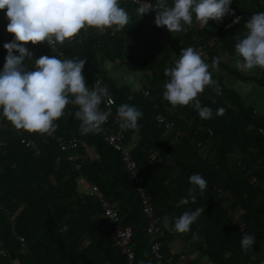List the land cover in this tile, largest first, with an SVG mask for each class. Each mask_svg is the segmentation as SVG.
I'll use <instances>...</instances> for the list:
<instances>
[{
  "label": "trees",
  "instance_id": "1",
  "mask_svg": "<svg viewBox=\"0 0 264 264\" xmlns=\"http://www.w3.org/2000/svg\"><path fill=\"white\" fill-rule=\"evenodd\" d=\"M173 3L166 0L168 6ZM119 5L129 15L124 27L113 25L108 34H100L98 28L86 26L74 40L57 44V49L65 50L63 56L47 42L28 43L33 59H26L25 65L35 70L34 60L45 55L86 59L82 74L87 87L101 77L117 108L126 103L142 111L138 127L125 130L126 142L162 219V251L173 258V264H264V69L241 70L233 64V60L242 62L235 51L236 36L247 31L245 23L253 14L264 12V0H232L229 13L220 21L209 20L207 26L193 13L194 25L174 33L155 24L156 13L140 17L132 0H119ZM6 11L0 10V72L8 54L4 44L15 38L7 31ZM237 17L240 22L234 23ZM188 47L197 52L202 47L210 56L202 59L214 83L196 98L202 107L213 110L210 119L199 116L195 100L173 106L164 99L168 79L164 70L174 67L181 49ZM217 57L218 67H212ZM109 62L119 71L110 70ZM130 74L139 75L144 85L138 88L126 82ZM147 84L154 99L143 91ZM249 87L261 92L255 101L244 94ZM74 99L69 94V100ZM165 103L168 109L163 108ZM220 108L224 114L216 115ZM78 110L70 102L53 124L56 136L79 143L73 153L89 155L80 169L68 160L69 152L59 148L55 137L20 131L0 108L8 123L1 132L6 142L0 140V264H130L114 242L99 201L88 192L92 183L111 201L123 225L132 227L133 264H157L147 231L149 219L135 184L119 152L105 141L110 128L102 126L98 133L82 135L81 121L74 115ZM161 111L174 126L159 124L156 116ZM24 138H32L37 149ZM151 154L164 159L152 161ZM197 173L206 179L207 188L201 192L196 186V202L176 207L189 196L193 185L188 178ZM198 207L205 210L187 232L173 230L176 217ZM8 211L17 221L16 233L26 237V248L13 235ZM165 215L170 218L168 228ZM245 234L256 237L246 251L241 247Z\"/></svg>",
  "mask_w": 264,
  "mask_h": 264
},
{
  "label": "clouds",
  "instance_id": "2",
  "mask_svg": "<svg viewBox=\"0 0 264 264\" xmlns=\"http://www.w3.org/2000/svg\"><path fill=\"white\" fill-rule=\"evenodd\" d=\"M232 0H174L172 6L166 0H158L157 5L141 4L137 14L142 17L150 9L156 10L155 24L166 26L171 32L184 30V25L196 20L207 26L209 20L220 21L229 13ZM7 9L9 19L7 31L14 34V40L4 44L7 50L6 63L0 72V108L3 115L17 128L28 132L50 133L56 130L54 120L59 119L66 106L71 102L79 107L75 118L81 121L82 135L102 131L110 112L99 110L103 97H108L107 86L96 87L90 91L82 74L86 59H58L55 56H42L35 59V70H29L26 59H33V54L25 46L47 42L55 51L57 44L63 45L86 26L103 29L116 25L124 27L129 19L128 13L119 5V0H0V10ZM234 15V12L232 13ZM240 17L234 23L240 22ZM231 27V25H229ZM246 32L241 37L235 51L242 62H237L241 70L255 67L264 69V12L255 13L245 23ZM18 52L19 55H15ZM219 58L213 59L212 67H218ZM168 77L164 84V99L171 105H188L195 100L194 108L202 119H210L213 110L201 106L197 98L206 85L213 84L209 65L193 48L181 49L180 58L174 67L164 70ZM134 77L128 75L125 81L131 83ZM69 94L75 99L70 101ZM225 109L216 110V115H223ZM121 130L136 129L142 111L129 104L117 108ZM193 187L188 189L189 196L181 198L176 207L196 202V186L203 192L207 181L201 174L189 178ZM204 208L185 211L174 220L173 230L183 233L204 212ZM165 228L169 227L170 218H163ZM256 242L254 235L245 234L241 247L246 251Z\"/></svg>",
  "mask_w": 264,
  "mask_h": 264
},
{
  "label": "built area",
  "instance_id": "3",
  "mask_svg": "<svg viewBox=\"0 0 264 264\" xmlns=\"http://www.w3.org/2000/svg\"><path fill=\"white\" fill-rule=\"evenodd\" d=\"M134 4L140 6L141 4H151L153 6L157 5L158 1L152 0H132ZM170 7V6H169ZM148 13H156L155 9H150ZM194 25V21L191 25H184L185 30H188L190 27ZM198 27V25H196ZM110 27H105L103 29H99L100 34H108ZM115 31H112L113 35ZM71 40L66 41H72ZM56 52L59 53V56H63L65 50L57 49ZM198 53L205 60H210V56L204 51L202 47L198 48ZM176 61V60H175ZM174 61V63H175ZM105 81L103 78H97L92 86L89 88L90 91L95 90L96 87H104ZM152 86L147 84L143 89L146 95H150L152 99L154 96L151 95ZM109 92V91H108ZM99 110L104 112H110L111 115L108 117L107 122H105L102 126H108L110 129L105 132V141L109 143V145L119 152L122 162L124 163L127 171L130 174L131 179L135 184V189L140 196L143 211L149 219L148 225V233L152 240L151 245V253L153 254L155 261L157 264H173V258H167L165 253L162 251L163 248V237L165 236V230L162 226L161 217L155 212L154 205L151 199V196L146 187L145 177L140 173V169L138 167L137 160L135 159L132 147L130 144L126 142V134L125 130H121L119 124L120 120L117 115V105L115 100L110 96L103 97L102 103L98 106ZM164 109H168L167 104H164ZM157 121L160 125L166 126H174V122L167 118L164 112H159L156 116ZM8 128V123H6L3 119V115L0 113V140L1 143H5L6 141L2 138L1 132ZM20 131H24L23 129H19ZM52 137H55V140L62 151L69 152L68 160L75 163V168L80 169L82 165H84L88 159L89 155L85 153H73L79 147V143L75 139L66 138L64 136H56L55 132L48 133ZM23 142H25L28 146H31L33 149H37V145L32 138H24ZM150 159L152 161H163L164 157H158L154 154L150 155ZM91 194L99 201L103 214L105 218L108 220L109 224L112 227L113 239L115 244L121 249V251L127 255L130 264H133L135 260V250L132 247V236L133 229L131 226H125L122 223L121 216L119 212L114 208L111 201L105 196L104 192L101 188L92 183L90 186ZM8 220L11 223L13 235L19 241L21 247L26 248L28 242L26 237L23 234L16 233V224L17 221L13 215V213L8 211ZM243 230V227L241 228ZM6 255L9 257V253L6 251Z\"/></svg>",
  "mask_w": 264,
  "mask_h": 264
},
{
  "label": "rangeland",
  "instance_id": "4",
  "mask_svg": "<svg viewBox=\"0 0 264 264\" xmlns=\"http://www.w3.org/2000/svg\"><path fill=\"white\" fill-rule=\"evenodd\" d=\"M237 62L238 61L233 60V64H235L236 66H237ZM112 66H113V64L109 62L108 63V67H109L110 70H112L114 72L119 71L117 67L115 68V67H112ZM233 80H234V78L231 79V81H233ZM252 89H254V88H251V87L245 88L244 89V94L246 95L248 100L254 99V101H255L256 99H258V97L260 96L261 92L258 91V89L257 90L255 89L256 91L252 90ZM90 191L91 190L89 189L88 192H90Z\"/></svg>",
  "mask_w": 264,
  "mask_h": 264
},
{
  "label": "crops",
  "instance_id": "5",
  "mask_svg": "<svg viewBox=\"0 0 264 264\" xmlns=\"http://www.w3.org/2000/svg\"><path fill=\"white\" fill-rule=\"evenodd\" d=\"M130 75L134 77V80L131 83L135 87L141 88L144 85V83H143V81L139 75H134V74H130ZM90 193H91V191H90Z\"/></svg>",
  "mask_w": 264,
  "mask_h": 264
}]
</instances>
